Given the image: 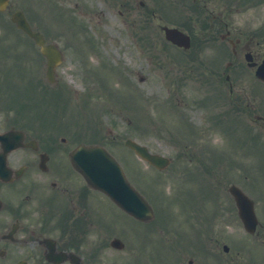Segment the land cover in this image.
<instances>
[{"label":"rangeland","instance_id":"rangeland-1","mask_svg":"<svg viewBox=\"0 0 264 264\" xmlns=\"http://www.w3.org/2000/svg\"><path fill=\"white\" fill-rule=\"evenodd\" d=\"M75 1L76 0H70L68 3L66 0H60V2L58 1L59 5L62 4L63 6L58 7L61 10L66 6L73 8ZM82 1L89 6L87 10L84 11L90 13V15L82 16L83 19L79 21V23L81 24L80 28L72 31V42H75L76 46H78L84 41V39L87 41L88 34L85 35L84 32L89 33V35L92 34L93 36L94 32L102 30L107 33L106 35H108L106 36L107 39H104L107 40V43H105V46H103V48L106 49V51L110 52V54H105V50L99 47V50L103 53L101 54V57L100 54L97 55L95 53L97 50H94V47H92V49L90 48V52L92 53V55L88 57L89 62H85L82 55H74L75 53H77L76 49H67V53L69 56V58L66 60L67 68L60 71L61 82L60 84L55 86H52L48 83V80L46 78V71L40 68L42 67V63L44 61L39 52L35 51V49L33 48L26 47L31 59L27 60L26 58H23V61H26L27 64L35 66L29 68V70H38L39 68L40 73L35 81L38 84L37 91L39 93L42 92V95L48 94L49 96L50 94L54 96V94L58 93V90L59 93H64L65 90L68 91L67 87H70L65 99L60 100L59 97H57L56 100H49V102L51 106L54 103L55 106H57V108L54 107V111H58V109H60L61 107L62 110H65L67 113H69L68 119L70 120H66V122H68L66 126L67 131L64 134L71 136V145H75L73 143H75L76 137H78L79 139L85 138L86 132L88 134L86 138L90 140L97 138L95 133L98 131V128L102 126L104 133H102V136H99L98 138H104L106 142L108 141L107 148L124 165L129 173L132 182L141 190V192H143L147 197H149V199L152 200L154 208L157 209H155L156 218L148 227L146 225H138L136 222L134 223L129 221L128 226H131L129 229L131 234L124 235V237L127 238L126 245L130 250L134 251V253H131V251H118L117 253H114V256L118 259L119 263L125 264L128 260L134 261L133 257L139 252L134 246H136L137 248L140 247L141 249H149V253L151 249L148 248V246H143L146 244V242L154 245L153 241L165 240L167 242L164 243L168 245L169 243H174L178 238L184 239L179 236L177 231L178 229H191V223L185 221V216H183L182 214L180 215V208L177 207V204H175V202H173L175 197L174 195L177 194V192L180 191L181 188L187 189L193 194V196H190V199H192V205L193 201H196L198 199V193L207 188V184L203 183L201 185L193 186L197 182L205 181L202 178V174L198 173L200 167L197 166L196 163L194 164L197 170V177L195 179L189 181L186 179V176L182 174L184 173L186 175L185 171H188V169H185V167H189L190 165L181 161L182 157L179 156L180 151L174 145L178 137V130L172 127H177L176 124L178 122V116L177 113H175L177 112L176 104L183 105L187 101L189 102V105H195V103H192L189 98L190 93L193 91L199 93L200 95L201 93L195 89L193 82H191L190 80H186L182 75L180 76L181 70L187 73L190 65H188V62H185L186 65H184L186 66V68H180V64L184 63V59L182 57L177 58L171 54H168L167 56V53L163 50L161 51V53L155 54L153 48H150L155 39L162 41L165 40V37L162 35L159 29L155 28L156 20H153V18L147 19V11H139L138 3L139 1H144L147 5L148 10L150 11V7H152L153 9V7L155 6L153 0H151L152 2L150 3H148L147 0H130L128 2V8L121 7L118 4L111 5V3L107 0ZM200 1L201 4L207 5V8L203 7L205 11L200 15L201 21L205 22L206 20H209V18L213 14L217 15V10L222 9L220 3L214 2V0ZM40 2L41 1L35 4V9L38 8V11L45 14L43 9H48L51 4L45 5L41 4ZM180 3L181 2H178V0H159V3L156 4V6H163L164 8V6L166 5L167 8L171 10L169 19L170 21H174L176 19L182 20L183 18L187 17V15L181 12V9L178 8ZM239 3L240 1L236 0L230 5L235 8L238 7L237 5ZM30 8L31 6H29L28 9L31 10ZM198 8H200V6H198ZM120 11L125 12V14H120ZM211 11H213V13H211ZM233 11L235 10L233 9ZM98 12H101L100 16L97 15ZM236 12L232 13V17L235 19V23H237L236 27H240L248 31L254 29H262L264 31V2H260L257 6L249 8L245 11L241 10L239 12V15ZM58 14L62 15V12H59ZM49 18L51 17H43V19L47 21H50ZM198 18V15L195 14L194 18H192L191 21L194 20L196 22ZM36 20L37 24H43L41 19L38 18ZM157 22H159V19H157ZM49 27L54 33L61 34L60 40L62 42L66 41L67 36L61 32V28L59 26L56 25L54 28L51 26ZM184 28L188 29V23H186V26H184ZM123 29H125V32H123ZM45 30H47V28H45ZM0 33H2L1 30ZM5 33L9 34L10 36L12 35L15 40V36L10 32V30H6ZM263 36L264 34L259 36L260 41H262L260 37ZM110 37L111 44H109ZM10 41L11 37L8 39L7 43H9ZM21 42L26 44L25 40L23 41L21 39ZM120 44L126 46L125 49L123 48L122 50H120ZM19 48L20 50L22 49L20 46L18 47V49ZM155 48L157 50H160V46L158 45H155ZM261 51H264V45H262ZM175 52L176 49L173 48L172 53L174 54ZM21 54L23 56H26L24 52ZM105 55H108L112 59H118L116 65L118 66L117 70L120 67V70H123L125 72L123 77L119 78L117 74L114 73L117 72L116 70H114L115 66H113L114 68L106 69L113 70L112 76L117 77V79L115 78L116 80L112 78L115 80L110 83L112 88L107 87L106 85H102L110 82H105L102 74L100 75V77H98V74L106 68L105 65H102V60L106 58ZM12 56L13 55L6 56L4 61L1 58L0 65H2V67L6 68L7 70H12L10 72L11 74H8V72H6V75H12L11 77L13 78L17 74L20 75V71L25 73L26 70L22 66H18ZM197 57L198 54L196 52L195 58ZM120 59H122V61H119ZM158 59L161 61H158ZM166 62L170 63V65ZM38 64H40L39 67H37ZM171 65L173 66L170 67ZM160 67L163 68L160 69ZM107 78L110 79V75H107ZM140 78L143 79L140 80ZM180 79L185 80L187 84L184 83L178 87V81ZM67 81L69 85L67 84ZM9 83L12 84V81H10ZM41 84H45V87H47L48 90L41 88ZM100 84L109 91H114L112 93L114 99L118 100L121 95L123 98L121 97L122 99L120 101L118 100L112 102L114 101L113 98L110 97L112 99L111 100L110 98H108V96H106V94L97 89V85ZM246 86L248 87V93H251L252 90H254V83H251V86L249 84H247ZM250 87L251 89H249ZM89 89L92 90L91 94L93 95L86 98L83 97L82 93L87 92ZM63 90L64 92H61ZM8 95L9 94H7V96ZM24 95L26 97H33L30 95V93H25ZM14 100L15 102H13V104L18 105V101L16 100V98H14ZM32 101H37L36 97ZM99 101H103L105 103ZM173 102L175 103V107H170L171 111H167L168 109H166V107L164 106L165 103H167L166 105H168ZM26 103H28V101ZM34 103L37 105L36 102ZM50 105H43V110H45L43 114L50 115L54 112L53 110H51ZM127 105L130 107H134L135 109L128 111L129 108ZM23 109H27V107H24ZM179 109H181L182 111H191L189 107H179ZM110 110H112V113ZM32 111L34 112V110ZM140 112H142L143 116L146 118H144L145 121L142 115H138V113ZM196 112L198 113L196 114ZM203 112L204 111L200 109L198 111L193 110L192 113L189 114L192 115V120L199 124V122H201L200 118ZM93 115L96 119H98V121L95 120L94 123L93 119H89ZM72 118H74L75 120L72 121ZM161 119L164 123L166 120H168V122L170 121L171 127L169 126L165 131H162L163 124H158L159 120ZM85 120H89V123L87 125H85L84 123ZM100 122L104 124V127ZM129 122L132 123V126ZM51 123L53 125L52 120ZM69 125L72 127V130L70 129ZM197 131L200 132L199 130ZM259 136L261 140L259 139L257 141V147L260 145H264V134ZM60 137L61 136H58V139ZM127 138H133L136 141L147 145L153 152L172 156L175 159L174 166L165 172H159L155 168L149 167L147 164L140 161L129 151L128 148L125 147L124 142ZM205 138L209 141L210 144L214 146H222L221 143L234 144V139L237 141V136H233L232 134L223 135L222 133L217 131H210L209 134H206ZM202 141L204 140L199 138L197 142L200 143ZM240 146L242 148L244 147L246 150L237 147V149L240 150L237 158L239 157L240 159L245 160V163H247V165L249 166L248 170L257 172L255 167H261V164H264V161H262L264 158H262L261 149H259L260 147H258L255 151L247 152L249 148L247 149L244 144H241ZM224 149L228 153H230L232 150L231 147L226 145L224 146ZM238 160L239 159H235L234 162ZM193 167L194 166H192L191 168ZM162 192H164L165 197L163 198V200H158L160 193L162 195ZM157 213L159 214L158 217ZM127 219L128 218L125 215L119 214V229L126 226ZM122 225L124 226L122 227ZM153 229L157 230V232H155ZM115 230L117 231L116 228ZM151 230L153 232H151ZM122 231L123 229H121L119 233H121ZM147 232L150 234L149 237L154 234V238H147ZM104 233H106V231H104ZM186 233L189 234L188 231H186ZM190 235L194 240H196L195 233ZM155 247L160 248V250L165 253H167L168 249H170V247H167L164 244H162L161 246L155 245ZM153 254L154 253H151L149 257H156L157 259L152 258V260H156V262H158L159 264H163L161 262L167 260L158 259V256H155ZM143 255L144 254H139V257H142ZM168 257H171V254Z\"/></svg>","mask_w":264,"mask_h":264},{"label":"flooded vegetation","instance_id":"flooded-vegetation-1","mask_svg":"<svg viewBox=\"0 0 264 264\" xmlns=\"http://www.w3.org/2000/svg\"><path fill=\"white\" fill-rule=\"evenodd\" d=\"M80 1L76 0L75 4L79 6ZM14 2L10 0L7 9L11 15L22 9L28 12L35 0ZM193 4L200 6L201 11L207 8L200 0H193ZM141 5L148 11L144 1ZM231 12L226 3L209 22L213 33L229 34L225 39L229 49L235 39L236 49L228 70L229 76L240 77L245 74L244 63L254 73L264 53L253 40L248 41L244 32L237 30ZM234 84L229 82L227 87L229 93H234L229 102L235 109L243 104L245 96L241 86ZM5 105L0 85V122L5 115L8 123H0V134L23 131L25 143L37 142L30 148H14L5 156L0 142V264H118L114 253L103 250V241L109 248L118 235L115 228L119 206L104 192L87 184L73 167L65 144L32 137L34 129L23 128V117L16 122V116L7 115ZM255 108L260 113L256 112L254 118L262 116L264 110L260 109L257 97ZM254 123L264 129V120L257 119ZM20 134L18 138L22 137ZM223 161L226 166H211L206 201L196 204L192 211V229L205 230L206 239L194 241L187 250L175 245L178 253L175 264H264V175H227L229 165ZM233 185L252 201L253 206L244 204L247 211L244 214L230 191ZM146 260L143 264L153 263L149 257Z\"/></svg>","mask_w":264,"mask_h":264},{"label":"water","instance_id":"water-1","mask_svg":"<svg viewBox=\"0 0 264 264\" xmlns=\"http://www.w3.org/2000/svg\"><path fill=\"white\" fill-rule=\"evenodd\" d=\"M3 3L4 0H0V9ZM43 51L51 57L48 48L44 47ZM261 72L259 76L264 78V68ZM126 144L133 148L141 157L158 167H162L167 163V159L150 154L146 147L131 140H128ZM74 160L80 171L92 185L111 195L130 213L142 219L151 216V210L146 206V203L145 206L141 207V203L143 204L142 199L128 185L119 165L105 150L83 147L79 153L74 155Z\"/></svg>","mask_w":264,"mask_h":264}]
</instances>
